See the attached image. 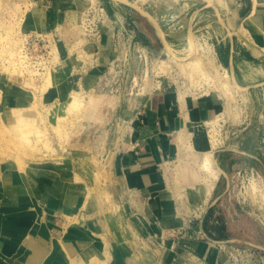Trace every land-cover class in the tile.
<instances>
[{"label": "crops", "instance_id": "obj_1", "mask_svg": "<svg viewBox=\"0 0 264 264\" xmlns=\"http://www.w3.org/2000/svg\"><path fill=\"white\" fill-rule=\"evenodd\" d=\"M89 1L25 0L22 29L52 33L60 41L61 29L77 22ZM124 1L121 7L138 21L121 22L112 15L100 43L83 45L92 51L93 65L83 66L70 53L71 43H59L53 93L65 98L108 89L109 65L119 59L108 39L111 31L118 32L129 53L136 44L148 50L153 46L159 53L188 51V14L212 7L217 18L212 21V58L238 88L249 92L250 124L226 133L212 147L218 171L212 192L204 208L182 215L180 206L192 203L197 169L193 156L185 159L178 136L182 133L196 148L208 143L205 130L220 101L183 95L169 85L139 91L135 97L124 88L113 102L100 101L101 95L85 99L87 112L76 117L54 159L34 157L22 166L11 158L0 160V264H176L173 257L161 256L154 236L177 231L183 220H203L231 174L245 169L264 178V0H201L202 5L186 8L180 17L176 4L135 7ZM0 78L2 123L12 126L18 117H34L33 94L11 77ZM199 123L201 132H192ZM144 240L148 243L142 244Z\"/></svg>", "mask_w": 264, "mask_h": 264}, {"label": "rangeland", "instance_id": "obj_2", "mask_svg": "<svg viewBox=\"0 0 264 264\" xmlns=\"http://www.w3.org/2000/svg\"><path fill=\"white\" fill-rule=\"evenodd\" d=\"M24 1L0 0V77H11L33 94L34 117H18L12 126H5L0 115V160L11 158L22 166L26 159L34 157L54 159V156L59 154L58 151H61V144L70 137V129L76 117H84L87 112L85 99L92 101L93 98L101 95L103 98L101 97L100 101L113 102L120 95V90L124 88L128 89V95L132 97H135L139 91L151 90L156 86L162 88L163 85L176 86L182 94L193 95L197 99L215 97L220 101V108L215 109L212 119L216 128L212 126L211 133L205 130V135L214 143L212 147L221 142L216 139L220 133L217 130L219 120L225 121L223 130L226 133L234 132L235 129L245 130L249 126L251 117L249 104L252 100L249 92L238 88L212 58L210 43L215 34L212 30V21L217 19L212 7L209 12L203 14L200 13L201 11H196L193 15L191 12L188 14L189 17L191 15L192 20V45L188 51L181 54L171 51L159 53L154 51L153 46H150L148 50L141 48L142 46L138 44L134 45L129 53L126 52L121 36L112 45L111 31L108 39L115 48L116 54L119 55V59L109 65L110 71L107 75L108 89L112 91H106L108 89L105 88L100 91L99 95L88 94V96L80 92L78 94L82 96V102L71 107L68 102L70 96L64 98L60 93L52 92L56 88V83L53 77L48 75L50 72L52 74L55 72L54 66L58 64L60 42L67 43L66 45L71 43V46H68L70 53H75L83 66L93 65L92 51L83 47L86 44V37L80 23L83 9L75 24L61 29V40L58 39L52 43L51 62L54 65L50 66V72L45 76L36 75L33 70L24 66L19 58L20 41L25 32L22 29L23 7L21 6ZM98 1L105 10L107 8L112 10L111 13L107 12L109 19L113 15L117 16L121 22L123 20L138 21L136 14L121 7L125 6L126 3L123 2L126 1ZM129 1L135 7L142 4L166 7L176 4L180 7L178 10H181L178 17L184 15L182 12H185L186 8L199 7L203 4L201 0ZM107 26L110 27V21ZM78 28L83 33L81 48L72 44L79 35ZM49 34L53 36L52 33ZM127 54V61L123 67L120 63H123ZM196 54L199 57L198 69L192 70L177 63L179 62L177 60H185ZM1 97L0 78V103ZM201 128L202 125L199 123L194 125L191 131L201 132ZM188 153L192 151L189 149ZM190 156L189 159H191ZM192 159L195 161L193 157ZM180 207L182 208L179 209L181 214L188 212L191 208L197 212V209L191 207L190 204L185 203ZM194 219L193 221L183 220V225L175 232L162 230L159 236L153 237L161 245L159 246L163 250L161 256L165 259L173 257L176 264H264V178L257 173L242 169L231 174L226 179L221 193L213 198V204L207 210L204 219L200 220V217H194ZM201 225L203 230H201ZM141 243H148V241L144 240ZM165 251L168 253H164Z\"/></svg>", "mask_w": 264, "mask_h": 264}, {"label": "built area", "instance_id": "obj_3", "mask_svg": "<svg viewBox=\"0 0 264 264\" xmlns=\"http://www.w3.org/2000/svg\"><path fill=\"white\" fill-rule=\"evenodd\" d=\"M108 22V14L104 6L98 0H90L88 5L82 10L80 16V23L86 37V43L98 45L101 40L102 31L108 25ZM118 37L117 31L111 32L112 45H114ZM55 41V38L50 36L49 33L37 31L23 32L19 46L20 61L38 75L45 70L46 66L52 67L54 65L51 62V45ZM144 59L146 61V55ZM212 126H215V124H209L208 133L213 131ZM224 126L225 121L219 120L217 130L220 133L216 139L221 142L226 134L225 130H223Z\"/></svg>", "mask_w": 264, "mask_h": 264}, {"label": "bare ground", "instance_id": "obj_4", "mask_svg": "<svg viewBox=\"0 0 264 264\" xmlns=\"http://www.w3.org/2000/svg\"><path fill=\"white\" fill-rule=\"evenodd\" d=\"M255 2V1H254ZM28 4V3H27ZM75 24V23H74ZM79 26V24H77ZM75 26V25H74ZM244 28V27H243ZM248 29V28H247ZM78 30V37H76L74 40H73V45H75L77 48L80 46V43H83V38H82V30L80 28L77 29ZM2 32V31H1ZM243 38V37H242ZM86 43V42H85ZM83 45V44H82ZM81 45V46H82ZM80 46V48H81ZM83 48V47H82ZM84 49V48H83ZM18 52V51H17ZM91 53V52H90ZM176 59V58H175ZM198 60H199V57L198 55H192L190 57H187L185 60H177L179 62L177 63H180L181 65H185L187 66L188 68L190 69H198L197 66H198ZM22 65V64H21ZM25 66V65H24ZM23 68V67H22ZM27 68V67H26ZM51 67H48L46 66L45 67V70L43 72H40L39 75H44L49 71ZM28 69V68H27ZM179 70V69H178ZM29 71V70H28ZM35 73V72H34ZM32 73V74H34ZM185 74V73H183ZM31 75V74H30ZM54 75V74H53ZM187 75V73H186ZM50 77H52V72H50V74L48 75ZM190 77V75H189ZM59 83V82H57ZM234 83V82H233ZM235 84V83H234ZM75 86V85H74ZM76 87V86H75ZM74 88V87H73ZM78 90V89H77ZM184 95V94H183ZM185 98V97H184ZM68 102L70 104L71 107L75 106V105H78L77 103H80L82 102V96L78 93H71L69 99H68ZM185 119V118H184ZM215 121V120H214ZM213 122V121H212ZM183 125V124H182ZM6 128V127H5ZM187 129V128H186ZM6 131L8 132V130L6 129ZM216 131V130H215ZM10 134V133H8ZM193 135V134H192ZM184 135L182 133L179 134L178 136V139H179V143L180 144V147L182 149H184L185 151V155L187 154V158H189V156H193V158L195 159L196 161V169H197V172L194 173V181L192 182V195H193V198H192V203L190 204L189 202L187 204H190L192 207H195V208H198V207H204L205 203L207 202V199L209 197V195L211 194L212 192V189L214 187V184L216 182V179L218 178V171L217 169L215 168L214 166V160H213V154H212V145L214 144L211 139H208V143H205V144H202L201 147L199 148H196L194 147V145H192L193 143H189V142H186L184 140ZM202 137V135H201ZM204 137V135H203ZM190 140V139H189ZM192 140V139H191ZM213 140V139H212ZM215 140V139H214ZM188 141V140H187ZM177 144V145H178ZM176 145V146H177ZM191 150L192 153H188V150ZM181 151V149H180ZM200 153V157L197 158L198 154ZM181 158V156H180ZM197 159L198 162H197ZM180 161V160H179ZM178 165V164H177ZM190 165V164H189ZM182 166V165H181ZM190 168L188 167V170ZM195 169V168H194ZM180 171V170H179ZM177 172V171H176ZM179 178L181 179L180 177V172H179ZM168 186V185H167ZM171 187V186H169ZM168 187V188H169ZM174 188V187H173ZM187 192V191H186ZM173 195V194H172ZM199 205H198V204ZM198 209H201V208H198ZM22 218V216H20ZM20 218V219H21ZM27 218V217H26ZM17 219L18 221H21V220H24V219ZM17 222V221H16ZM15 222V224H16ZM24 222V221H22ZM18 224V222H17ZM23 225V224H22ZM14 239V238H13ZM16 239V238H15ZM17 240V239H16Z\"/></svg>", "mask_w": 264, "mask_h": 264}]
</instances>
